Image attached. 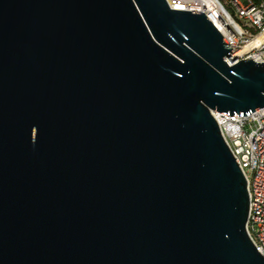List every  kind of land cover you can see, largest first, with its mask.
Returning <instances> with one entry per match:
<instances>
[{
    "label": "water",
    "instance_id": "water-1",
    "mask_svg": "<svg viewBox=\"0 0 264 264\" xmlns=\"http://www.w3.org/2000/svg\"><path fill=\"white\" fill-rule=\"evenodd\" d=\"M166 0H0V264H264L213 111L264 62Z\"/></svg>",
    "mask_w": 264,
    "mask_h": 264
},
{
    "label": "built area",
    "instance_id": "built-area-1",
    "mask_svg": "<svg viewBox=\"0 0 264 264\" xmlns=\"http://www.w3.org/2000/svg\"><path fill=\"white\" fill-rule=\"evenodd\" d=\"M172 10L204 13L240 60L264 62V0H166ZM248 116L213 111L223 138L248 184V234L264 256V107Z\"/></svg>",
    "mask_w": 264,
    "mask_h": 264
}]
</instances>
